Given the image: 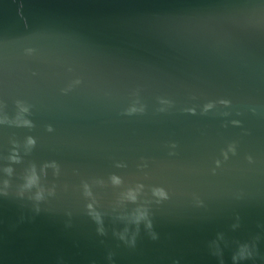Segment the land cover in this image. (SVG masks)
I'll use <instances>...</instances> for the list:
<instances>
[{"label": "water", "instance_id": "obj_1", "mask_svg": "<svg viewBox=\"0 0 264 264\" xmlns=\"http://www.w3.org/2000/svg\"><path fill=\"white\" fill-rule=\"evenodd\" d=\"M0 264H264V0H0Z\"/></svg>", "mask_w": 264, "mask_h": 264}]
</instances>
